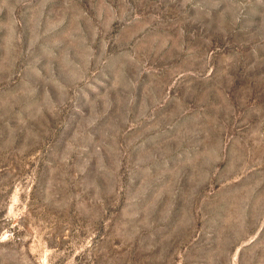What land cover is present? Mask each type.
<instances>
[{
	"label": "rangeland",
	"instance_id": "obj_1",
	"mask_svg": "<svg viewBox=\"0 0 264 264\" xmlns=\"http://www.w3.org/2000/svg\"><path fill=\"white\" fill-rule=\"evenodd\" d=\"M0 264H264V0H0Z\"/></svg>",
	"mask_w": 264,
	"mask_h": 264
}]
</instances>
